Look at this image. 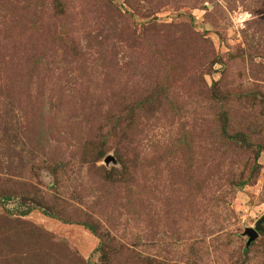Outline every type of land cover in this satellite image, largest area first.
<instances>
[{"label":"rangeland","instance_id":"rangeland-1","mask_svg":"<svg viewBox=\"0 0 264 264\" xmlns=\"http://www.w3.org/2000/svg\"><path fill=\"white\" fill-rule=\"evenodd\" d=\"M263 218L264 0H0V264H264Z\"/></svg>","mask_w":264,"mask_h":264},{"label":"water","instance_id":"water-1","mask_svg":"<svg viewBox=\"0 0 264 264\" xmlns=\"http://www.w3.org/2000/svg\"><path fill=\"white\" fill-rule=\"evenodd\" d=\"M263 222H264V218L256 224L255 230H253V229L247 230L246 234H248L251 237L249 242L255 240L258 237V231L261 230V226H262Z\"/></svg>","mask_w":264,"mask_h":264},{"label":"trees","instance_id":"trees-1","mask_svg":"<svg viewBox=\"0 0 264 264\" xmlns=\"http://www.w3.org/2000/svg\"><path fill=\"white\" fill-rule=\"evenodd\" d=\"M29 212H27V214H28Z\"/></svg>","mask_w":264,"mask_h":264}]
</instances>
